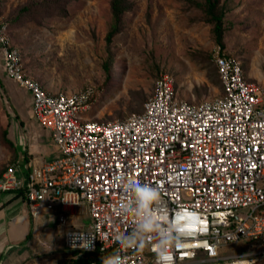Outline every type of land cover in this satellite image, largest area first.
I'll list each match as a JSON object with an SVG mask.
<instances>
[{
    "label": "built area",
    "instance_id": "2783aa9c",
    "mask_svg": "<svg viewBox=\"0 0 264 264\" xmlns=\"http://www.w3.org/2000/svg\"><path fill=\"white\" fill-rule=\"evenodd\" d=\"M221 94L198 103L178 99L174 79L160 74L139 112L125 119L85 117L94 99L87 86L49 94L25 71L0 12V69L26 89L30 118L47 129L58 155L21 174L15 165L0 173V191H21L32 218L54 212L58 228L82 206L85 228L63 231V244L79 252L115 254L122 264H157L154 251L178 209L198 213L181 248L169 250L174 264H258L264 257V86L244 76L238 56L211 50ZM132 180L158 186L152 206L157 231L138 230ZM243 210V211H240ZM188 227V225H185ZM88 233L92 247L79 246ZM132 235L139 247L115 242ZM248 242L238 253L219 248Z\"/></svg>",
    "mask_w": 264,
    "mask_h": 264
},
{
    "label": "rangeland",
    "instance_id": "374dc122",
    "mask_svg": "<svg viewBox=\"0 0 264 264\" xmlns=\"http://www.w3.org/2000/svg\"><path fill=\"white\" fill-rule=\"evenodd\" d=\"M0 12L10 23L26 73L45 92L93 90L85 113L90 120H122L141 111L160 74L170 75L177 98L190 103L221 94L211 60L214 45L238 56L245 78L264 86V0H219L214 14L220 19V42L205 0H0ZM25 90L0 69V172L10 146L3 139L6 127L28 113ZM42 215L45 229L31 232L25 264L75 257L63 244V231L87 227L86 208L60 228L54 212ZM246 244L240 240L218 251L230 255Z\"/></svg>",
    "mask_w": 264,
    "mask_h": 264
},
{
    "label": "crops",
    "instance_id": "0c3cea01",
    "mask_svg": "<svg viewBox=\"0 0 264 264\" xmlns=\"http://www.w3.org/2000/svg\"><path fill=\"white\" fill-rule=\"evenodd\" d=\"M30 103L31 98L29 109ZM29 109L25 120L11 119L10 128L6 127V137L12 142V147H7L9 151L5 161L7 165H15L21 174L31 165L41 164L58 155L49 131L30 118ZM42 217V214L37 218L30 216L21 192L0 191V264H25L29 255L23 249L28 246L26 242L31 232L45 229Z\"/></svg>",
    "mask_w": 264,
    "mask_h": 264
},
{
    "label": "clouds",
    "instance_id": "9594fccd",
    "mask_svg": "<svg viewBox=\"0 0 264 264\" xmlns=\"http://www.w3.org/2000/svg\"><path fill=\"white\" fill-rule=\"evenodd\" d=\"M125 187L130 188L135 196L137 214L141 216L138 230L146 234L157 231V221L151 213V208L161 198L158 186L132 180ZM198 224H200V217L192 209H178L174 214H171L168 226H166L168 230L159 236L154 249L157 254V264H174L173 257L168 254L169 250L181 248L186 239L193 234L191 225ZM185 225H188V227H185ZM78 235L85 237L80 241L79 246L90 249L92 244L88 239L89 234L79 233ZM115 242L125 248L140 246V242L128 234L117 235ZM101 259L102 264H122V259L115 254Z\"/></svg>",
    "mask_w": 264,
    "mask_h": 264
},
{
    "label": "trees",
    "instance_id": "16d2710c",
    "mask_svg": "<svg viewBox=\"0 0 264 264\" xmlns=\"http://www.w3.org/2000/svg\"><path fill=\"white\" fill-rule=\"evenodd\" d=\"M219 0H205L206 7L209 14V20L212 21L213 27L212 32L214 34V38L216 42H220L221 40V24L219 17L214 14V10L216 9L218 5ZM112 10L116 11L117 7L115 5V2H112ZM8 22L9 29H10V23ZM216 71V70H215ZM219 80V79H218ZM3 139L5 142H7L10 146H12V142L6 137V132H4ZM21 192V191H19ZM67 249V248H66ZM70 253H72L75 257L69 258L67 260H64L62 262H58L57 264H102V257L106 258L107 254H102L98 251L87 253V252H79L76 250H70L67 249Z\"/></svg>",
    "mask_w": 264,
    "mask_h": 264
}]
</instances>
